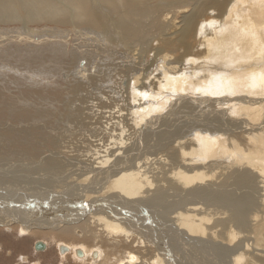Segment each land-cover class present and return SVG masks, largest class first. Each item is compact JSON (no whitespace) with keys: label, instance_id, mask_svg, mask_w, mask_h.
<instances>
[{"label":"bare ground","instance_id":"obj_1","mask_svg":"<svg viewBox=\"0 0 264 264\" xmlns=\"http://www.w3.org/2000/svg\"><path fill=\"white\" fill-rule=\"evenodd\" d=\"M92 41L132 53L96 82L87 67L66 88L30 82ZM0 59L30 71L0 74V124L16 125L0 151L18 165L1 228L68 243L73 264H264V0H0Z\"/></svg>","mask_w":264,"mask_h":264},{"label":"rangeland","instance_id":"obj_2","mask_svg":"<svg viewBox=\"0 0 264 264\" xmlns=\"http://www.w3.org/2000/svg\"><path fill=\"white\" fill-rule=\"evenodd\" d=\"M178 20L180 21L181 20V18H178ZM47 23V25H45ZM179 24H181V23H179ZM42 25L44 26V27H42ZM47 26V27H46ZM48 26H50V27H48ZM53 26H56L55 24H52V23H48V22H43V23H41V26L39 25V26H36L35 28H39V30L41 29V28H47L46 30H48L49 28V30L50 31H46L45 29V33H44V30H42V32L40 31V32H38V34L40 35V33H42V34H51L52 32V34H54V32H56L57 30H55V27H53ZM47 32H50V33H47ZM58 33H59V31H57ZM56 34V33H55ZM62 35V34H61ZM96 36V35H95ZM97 37V36H96ZM61 39H59V37L58 38H54V42H56V44L58 45L59 44V41H61V42H63L64 41V37H63V35H62V37H60ZM63 38V39H62ZM57 39H59V41L57 40ZM41 40V41H40ZM46 39H40V38H35L34 39V41H38V44L40 45H42V44H44L43 46H41V48L38 46V44H37V46L35 47L34 45H33V43H31L32 44V47H34V48H40V49H46L47 50V46H49L50 44H47L46 42H48L47 40L45 41ZM50 40H52V39H50ZM31 41V40H30ZM128 41V40H127ZM41 42V43H40ZM58 42V43H57ZM88 42V41H87ZM36 43V42H35ZM48 43H51V41H49ZM65 43V41L63 42V45H65L64 44ZM90 43V42H89ZM101 43V42H100ZM100 43H95V42H91V45L87 48V46H86V44H83V45H81V46H78L76 49H75V47H70V49H71V51H73V52H68V53H65V55L67 56V58H70V55H71V60L68 62V63H70L71 62V64H69V66L67 67L66 66V64H63V63H61V65L62 66H64V69H63V72H60V71H62V69H56V68H54V70H57L56 72L54 71H52L53 73H51V74H46V73H44V72H42L41 73V75L40 74H35L34 73V71L32 72H30V71H28L27 73V75H26V72H25V70L23 71V72H19V74L20 75H18V73L16 74V73H14V69H13V72H11V74L8 72V71H10L9 69H8V67L9 66H7L6 64L7 63H5L4 61H1V59H0V74L1 73H3V74H9V75H12V76H15V75H18V76H20V77H23V76H27V78H28V80L30 79L29 77H33V78H35L34 80L32 79L30 82H35V81H38V82H40L41 84H42V88H46V87H52V88H54V87H60V88H66V86H70V84H71V81L68 79V77L70 78L71 76H72V74L70 75V73H71V71L73 72L74 71V69H75V71L76 70H81V69H83V67H87V69H88V71L86 70L84 73H83V75L82 76H84V75H87V76H91V77H93L94 79L92 80V82H96L97 81V79H98V77L100 76V75H107V74H103L102 72H99V71H97L96 69H97V66H99V65H101V63H102V65L104 64V66L105 67H107V68H110V69H114L116 66L114 65V63H112V62H114V61H118V64H121V63H119L120 61L123 63V58L124 57H126V54L127 53H130L131 51H132V48L133 47H131L130 48V46L131 45H133V44H130V43H127L129 46V48L127 47V46H124V47H122V46H119V45H117V44H115V46L114 47H112V49L111 50H113V51H110V49L109 48H111V47H109V48H107V47H105V46H103L104 45V43H102V45H98L99 46V48H98V46H95V44H100ZM31 44H28L29 46L31 45ZM124 44H126V43H124ZM27 45V46H28ZM117 45V46H116ZM94 46H95V48H94ZM101 46H103L102 48L103 49H105V52L103 53V54H101V55H99V57H97L98 56V53L99 52H101L100 50H102V49H100V47ZM66 47V46H65ZM65 47H64V50H65ZM120 47H122V48H119ZM69 48V46L67 45V47H66V50ZM72 48H73V50H72ZM92 48H94L93 50H94V52L92 51ZM114 48H116V50H114ZM75 49V50H74ZM88 49H90V51L88 50ZM109 50V51H106V50ZM125 49V50H124ZM123 50V51H122ZM89 51V52H88ZM96 51H98V53H96ZM117 51H119V52H117ZM125 51V52H124ZM128 51V52H127ZM75 52V53H74ZM90 52H91V54H90ZM103 52V51H102ZM95 53V55H97L95 58L93 57L92 58V56H93V54ZM114 53H116V54H114ZM132 53V52H131ZM72 54H73V56L75 57H73L72 56ZM78 57V59L76 60V56ZM81 56V57H80ZM87 56V57H86ZM88 56H89V58H90V60H92L91 61V64H90V60L88 59ZM123 56V57H122ZM151 56V55H150ZM79 57L80 58H83V59H79ZM119 57H122V58H119ZM73 58V59H72ZM119 58V59H118ZM118 59V60H117ZM150 60V59H149ZM149 60H147V61H149ZM76 61V62H75ZM74 62V63H73ZM98 62V63H97ZM89 65H88V64ZM96 63V64H95ZM131 65H130V67H133V70H138V66L137 65H143V64H145V66L146 67H148V65L146 64V63H148V64H150V62H141V61H138V62H136V61H132L131 60ZM143 63V64H142ZM201 63H202V61H201ZM74 64H76V65H74L75 67L73 68V65ZM134 64V65H133ZM208 64H210V63H205V64H203L202 63V65H208ZM93 65V66H92ZM77 66V67H76ZM92 66V67H91ZM78 67H79V69H78ZM89 67H91V68H89ZM99 68V67H98ZM137 68V69H136ZM4 69V70H3ZM21 69H24V66H22L21 68H19V70H21ZM44 70V69H43ZM60 70V71H59ZM66 70H67V72H66ZM4 71H7V72H4ZM65 71V72H64ZM82 71V70H81ZM29 72H30V75H29ZM83 72V71H82ZM135 72V71H134ZM133 72V73H134ZM55 73V74H54ZM23 74V75H22ZM25 74V75H24ZM44 74V75H43ZM47 76H46V75ZM74 74V73H73ZM76 74V77L79 79V75L77 76V73H75ZM28 75H29V77H28ZM33 75V76H32ZM43 75V76H42ZM50 75V76H49ZM81 76V77H82ZM80 77V78H81ZM87 77H85V79H86ZM72 80V79H71ZM37 82V83H38ZM40 83H38V84H40ZM36 85V84H35ZM91 92V91H90ZM65 93H66V91L63 93V96L65 95ZM199 93L201 94V93H203L202 91H199ZM30 100V101H29ZM29 102H31V100H32V98L30 97L29 98ZM169 107H166L165 108V111H167V109H168ZM247 112L248 111H250V110H246ZM200 112V111H199ZM166 113V112H165ZM3 116H5V121L3 122V124H0V129H3L4 130V132L6 133L7 131H10V130H14L15 129V127H16V125H14V124H12L11 122H10V120H9V114H8V112H6L5 111V113H4V115ZM16 117H17V119H18V123H21L23 120H24V113L22 112V111H17L16 112ZM198 119H200L201 120V117H198ZM141 120V119H140ZM163 121V122H162ZM147 123H148V125L149 126H145V123H141V126L140 127H142V129H148V130H150V131H152V132H154V133H156V132H158V133H160V132H162V131H167V130H177V128H176V126H174L172 123H169V122H167L166 120H156V119H151V120H149V121H147ZM4 133V134H5ZM4 134L3 133H0V141L3 139V137H4ZM52 136H53V138L54 139H56L57 137H59L60 135H59V132L56 130V131H54V132H52ZM4 146L6 147V144H4ZM2 151H4V147L2 148ZM8 153H2L1 151H0V178H5V177H3L2 176V174H3V172L4 171H7V170H11V168L14 166V168H17V166L18 165H11V167H10V165H9V162H8ZM11 158H13V157H11ZM13 159H15V158H13ZM11 161V160H10ZM6 165V166H5ZM65 180V179H64ZM62 181V183L64 184L63 185V187H65V189H61V190H57L58 192H60L61 194H63V193H66L69 189H68V187L69 186H71V185H67L66 184V182L65 181ZM55 189H58V188H55ZM53 188H51V190H50V193L52 194L53 193ZM24 191L22 190V195L24 196ZM32 195H36V194H32ZM47 195V192H45V191H41L40 193H38L37 195H36V197L37 198H40V199H35V198H33L34 199V201L36 202V205H38L39 207H40V205H41V201L44 203V201L43 200H45V199H48V197L46 196ZM2 199H6L5 197H3V196H0V202H2ZM58 199H59V197H58ZM7 200V199H6ZM14 208V207H13ZM51 208V207H50ZM3 211H5V212H7V214H11V213H13L12 211H10L8 208H6V209H4ZM15 212V211H14ZM42 212H40V214H41ZM5 226H7V225H5ZM21 232H19V230H15V229H12V228H8V227H0V264H73L72 263V261H69L68 259H63V256L61 255V252L59 251V250H61V247H58L60 244H66V243H64V242H61V241H54L53 239H50V241L49 240H46L45 238H43L45 241H47L46 242V249H44V250H42V251H36L35 250V244H36V241L37 240H43L42 238H39L38 239V237L37 236H35V235H32L31 233H29V232H22L21 234H20ZM58 242H61L60 244H58ZM68 244V243H67ZM66 244V245H67ZM68 245H70V244H68ZM71 246V245H70ZM52 250L53 249V256H50V257H44L42 254H43V252H45V251H48V250ZM59 249V250H58ZM57 251H58V255L60 256V257H62L61 259H60V261H59V259H58V255H57ZM51 253H52V251H50ZM67 252H69V250L67 251ZM56 255V256H55Z\"/></svg>","mask_w":264,"mask_h":264},{"label":"flooded vegetation","instance_id":"obj_3","mask_svg":"<svg viewBox=\"0 0 264 264\" xmlns=\"http://www.w3.org/2000/svg\"><path fill=\"white\" fill-rule=\"evenodd\" d=\"M42 241H44V240H42ZM36 242H37V241H36ZM44 242L46 243V241H44ZM46 245H47V244H46ZM58 247H61V251H60L59 249H58V250L61 252V255H62V256L65 255V254L67 253V251L69 250V248H68L66 245H63V244H61V245L58 246ZM65 247H67V249H66V250L64 251V253H63V252H62V249L65 248ZM81 250H82V249H80V250H79V249H76V250L74 251V255L77 256V258H79V259H82V258L84 257V255H85L84 252H83V255H79V254H78V252L81 251ZM50 251H52V253H51ZM82 251H83V250H82ZM53 252H54L53 249H52V250L50 249V250H48V251L43 252L42 255H43L44 257H50V256H53V255H54ZM57 255H58V251H57ZM55 256H56V255H55ZM61 258H62V257H60V256L58 255V259H59V261H60ZM61 260H62V259H61Z\"/></svg>","mask_w":264,"mask_h":264},{"label":"water","instance_id":"obj_4","mask_svg":"<svg viewBox=\"0 0 264 264\" xmlns=\"http://www.w3.org/2000/svg\"><path fill=\"white\" fill-rule=\"evenodd\" d=\"M35 248L37 249V250H44V249H46V243L44 242V241H42V240H39V241H37L36 242V244H35ZM82 252L83 251H79V253L80 254H82ZM97 255V254H96Z\"/></svg>","mask_w":264,"mask_h":264},{"label":"snow or ice","instance_id":"obj_5","mask_svg":"<svg viewBox=\"0 0 264 264\" xmlns=\"http://www.w3.org/2000/svg\"><path fill=\"white\" fill-rule=\"evenodd\" d=\"M196 91H200V89H196Z\"/></svg>","mask_w":264,"mask_h":264}]
</instances>
